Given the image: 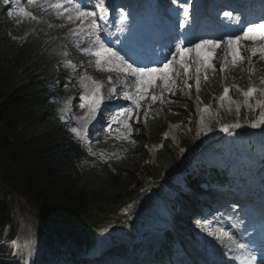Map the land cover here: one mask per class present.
I'll return each mask as SVG.
<instances>
[{"label": "trees", "instance_id": "1", "mask_svg": "<svg viewBox=\"0 0 264 264\" xmlns=\"http://www.w3.org/2000/svg\"><path fill=\"white\" fill-rule=\"evenodd\" d=\"M12 3L0 0V123H4L0 127V264H11L19 228L16 208L37 229L34 264H77L81 254L96 243L97 231L117 230L133 236L129 212L138 193L151 190L157 196L170 195L180 177L199 190L219 180L214 169L194 162L204 145L196 135L194 117L176 144L161 137L155 162L148 159L135 165L132 153L122 166V160L89 155L63 125L57 110L68 92L57 81L65 38L48 23L9 17L8 11L15 12ZM206 83L201 80V100ZM229 88V95L241 102L235 88ZM209 104L219 112L211 120L210 134L215 137L223 124L237 117L227 106L219 108L214 95ZM181 113L172 108L167 115ZM257 114L258 110L242 106L238 117L242 128H251ZM163 125L159 118L146 120L151 142L159 138Z\"/></svg>", "mask_w": 264, "mask_h": 264}, {"label": "snow or ice", "instance_id": "2", "mask_svg": "<svg viewBox=\"0 0 264 264\" xmlns=\"http://www.w3.org/2000/svg\"><path fill=\"white\" fill-rule=\"evenodd\" d=\"M5 5L9 4V0H3ZM28 3L34 5L42 10L51 9L55 16L60 19H64L69 23H75L79 21L75 28H69V34L76 35L79 33H84L85 28L90 29L86 34L90 37H94L90 40L87 46L80 48L79 44H76L77 48L87 56L93 57L88 61L89 66L94 65L97 71H108V72H118L123 73L126 76L134 77L132 85L134 86V91H129L128 82L122 80L121 83L125 85V91L123 92V98L125 100L131 101L130 107L122 108L116 116L112 118L113 123L120 125L116 131L119 133L117 139L122 141H127L129 144H135L136 141L131 139V134L133 131V125L129 122L135 119L136 123L140 122V112L142 109V101L148 100L151 97V102L148 105V109L143 111L145 117V122L149 115V110L151 106L157 101L164 104L167 100L166 93H171L175 95V89L178 87V80L180 78V71L177 68L183 70L184 79L181 84L184 88L191 89L192 85L188 83L193 77L189 75L190 69L195 67V88L197 93V100H200L199 93L201 91V74H203V80L208 81L210 79L208 73L209 70L215 72L217 66L213 62L212 53L215 49L219 48L221 44L225 46L224 63L219 66V71L221 73H226L230 67L235 68L243 63H247L246 70L249 75L254 72V62L253 57H257L259 61L264 62V19L259 22H253L248 24L243 28L242 33L239 35L229 36L227 39H215L206 40L202 39L198 43H193L188 41L187 44L183 42H177L174 47V51L170 53L171 59L163 63L160 67H149L144 66H133L129 63L124 56L109 47L100 37V32L102 31L100 25L97 23V17L100 20H105L109 13V5L106 4V0H89L91 8L88 4H82L81 2H73V0H56L54 3L44 0V3H37V0H28ZM174 4H178V7L182 9L183 20L180 22L179 27L184 28L185 24L189 19V6L187 3H180V0H173ZM122 11V10H121ZM7 15L9 17L22 16L27 18L29 21H36L38 23H46L43 20L38 19L36 15L32 12L26 11L24 8H19L18 11H8ZM224 16L232 17V12H224ZM128 16L126 13H122L120 16V31H123V25L127 21ZM52 27L51 24L48 25ZM59 27H65L61 24ZM15 39V37H13ZM187 40V37L184 36ZM243 41H251V46H245L242 44ZM191 45V46H188ZM202 50H206L203 51ZM63 55H67L64 52ZM229 57L231 59L229 60ZM65 65L72 68L73 71L76 70L77 65L71 60H65ZM83 63V62H82ZM226 79V76H225ZM85 81H91V88L89 89V95H81L80 99L82 101H87V103H81L79 107L81 109H87L83 116H77L76 119L80 122V127H72L70 131L75 134L76 138L80 141H85V134L87 132V126L91 120L95 119V115L99 110L101 104L103 103V95L101 89L104 87L103 83L94 80L91 76L83 74L80 76L79 82L82 87H87ZM159 82V83H158ZM261 83H264V78L261 79ZM109 88L110 93H115L116 88L112 82V78L109 77ZM237 93L243 98L241 102H237L230 95V88L225 86L223 89V94L218 98V103L220 108H225L227 102V111L231 112L234 110L237 119L233 123L223 124L221 130L224 132H229L231 129L241 128L239 116L241 112V107H246L249 111L258 110V114L255 119L250 121L251 128H260L264 126V87H249L247 91L239 89L237 86L233 85ZM150 89H157V92H150ZM254 101V103H252ZM172 102V101H168ZM202 103V101H200ZM68 102H66L67 104ZM234 106V109H233ZM63 111V110H62ZM135 112V116H134ZM199 114V127L200 131H211L208 121L216 119L219 116L218 111H214L212 106L204 105L202 108L198 109ZM63 118V117H62ZM217 122H219L217 120ZM178 127V126H173ZM111 129V126H109ZM168 133L165 134V138L168 137ZM199 132L197 133V137ZM86 142V141H85ZM87 143V142H86ZM89 153L92 155H97L93 152L92 148L89 146ZM183 152V149H181ZM100 157L106 159L107 157L103 152H101ZM115 155V153H113ZM210 235H214L210 233ZM223 236H226L231 245L237 250H243V264H257V257L251 251L249 243H244L237 240L231 233L223 232ZM241 256H236L234 259H240Z\"/></svg>", "mask_w": 264, "mask_h": 264}, {"label": "rangeland", "instance_id": "3", "mask_svg": "<svg viewBox=\"0 0 264 264\" xmlns=\"http://www.w3.org/2000/svg\"><path fill=\"white\" fill-rule=\"evenodd\" d=\"M20 2L21 6L15 2L14 7L16 8H24L26 11L29 12H34L35 10H38L39 8L31 5V9L27 10L26 5L29 4L28 0H17ZM108 2V0H106ZM37 3H39V0H37ZM30 5V4H29ZM29 7V6H28ZM17 9V10H18ZM42 12V17L46 18L48 21H50L51 24L53 25H65L63 28V31L65 34H69V28H75L76 25L79 23V21H76L75 23H69L68 21L64 19L57 18L53 11L51 9L43 10ZM73 39V37H72ZM227 39V38H226ZM243 45L245 46H251L252 42L251 41H243ZM206 51V50H205ZM67 56L65 60H71L74 64L77 65V68L75 71H73L72 68L68 67L64 63V68H61L59 70V75L57 81L60 83L62 90H67L70 88V80H76L78 77V72H83L84 74H87L88 76H91L93 79H109V77L114 78L118 80L121 77L122 73L118 72H108V71H97L95 66H89L88 61L90 59H94L93 57H89L85 55L81 50L77 49L76 46L73 45H68L67 49ZM224 54H225V46L223 44L220 45L219 48L215 49L214 52L212 53L213 59H214V64L217 66V70L215 72L209 70V77L210 79L206 81L207 87L205 88L206 95L204 99L202 100V103L199 104V107L202 108L204 105H208L210 102V99L212 95L217 96L219 98L223 94V89L225 85L227 84H235L238 86L242 87H253L257 85V78L259 75L264 74V62L259 61L258 56L253 57V62H254V67L255 70L249 75V73L246 70L247 68V63H243L238 67L232 68L230 67L226 73H221L219 71V66L224 63ZM231 57H229V60ZM83 62V63H82ZM178 71H180L181 75L178 80V87L175 89V95H172L171 93H166L167 100L164 104H161L159 101H157L154 105L151 106V109L149 110V115L148 118H157V117H163L166 113L169 112L171 108H176L179 109L182 113L180 115H174L171 117V123L173 126H178V127H168L166 123H164L161 132L159 133V138L156 139V144H150L148 143V137L146 136V133L144 132V121L145 117L143 115V111L148 109V105L151 102V97L149 96L148 100L142 101V109L140 112V122L136 123L135 119L129 121L133 125V131L131 134V139L135 140L136 143L129 144L127 141H122L120 139H117V135H110L107 134L106 132L102 133L101 135V140H104L103 143H107V146H110L111 149L107 148H102V149H96L93 148V146L96 145L98 142V138L93 137V135H98L99 132L102 131V129L96 128L95 124L97 123V118L98 116L95 115V119L91 120V122L87 126V132L85 134V141H82L85 145V147L88 149L90 146L93 150V152L97 153V155H92V157L96 156L100 157V153L103 152L105 156L107 157L105 160L109 161H115L118 159L119 156L122 155V152H128V151H133L135 154V159L132 161L133 164L139 165L145 160H150V162H155V150L159 147L161 137L165 136L166 133H168V138L172 139V141L176 144L178 140V135L180 134H185V132L188 131V128L190 126V117L192 115L191 109L194 107L191 106L192 104L190 103V99H196L194 93H193V88L187 89L184 88L183 85L181 84V81L185 78L183 75V70L177 68ZM189 75L193 77L192 80H189L188 83L192 85L195 77V67L193 66L192 69L189 71ZM226 76V79H225ZM201 78H203V74H201ZM90 81H85V84H89ZM159 83V82H158ZM227 83V84H226ZM81 85V83H80ZM202 87V89H203ZM69 93L66 94L65 96L61 97V99L58 102V113L60 115L61 121L63 125L67 129H71L72 127H80V122L77 121L76 117L77 116H83L84 113L87 111V109H84L81 114L78 112L81 110L79 105L81 103H86L85 101H82L80 99L81 95L86 96V87L82 92H80V89L78 85L76 88H70ZM150 92H157V89H151ZM109 95H113V93L109 92ZM168 101H172L171 103ZM66 102H68L66 104ZM191 104V105H190ZM226 106L227 102H225ZM190 105V106H189ZM63 110V111H62ZM135 116V112H134ZM63 117V118H62ZM199 120V114L197 117V121ZM185 121V122H184ZM184 123V124H182ZM209 126L211 127V120L208 121ZM4 123H0L3 126ZM181 125H184L186 128L181 129ZM188 126V127H187ZM183 127V126H182ZM7 128V126L5 127ZM196 132H199L198 139L201 140L204 144V146L200 149V152L197 155V159L207 163L214 167L217 168L218 172L220 173H227L229 176V172L231 171V166L233 162V157L230 151L231 147V141L229 140H223L222 138H214L210 136V131H200L199 123H196ZM75 136V134L73 133ZM16 139H19L16 137ZM21 140V139H20ZM234 141L237 142L241 147L245 148L249 152L253 153L255 155V161L257 164L255 167L251 170L248 171L247 173V183L251 182H260L262 183L264 181V165L261 166L262 169H258L260 163L258 162L259 158H262L264 156V126H261L260 128H254V129H243V128H237L235 129V136H234ZM115 153V155H113ZM94 157V158H96ZM126 163V160H122V166H124ZM256 172V176L253 177V174ZM238 177H241V175L236 174ZM253 177V178H252ZM235 183H239L238 180L235 181ZM185 193L188 194H193L189 193L186 191ZM165 196V192L162 193V197ZM196 196V195H195ZM195 196L189 195L188 198H182L180 201L183 203H188L190 207H193L194 210H197L194 212L195 214L191 215L192 219H199V208H200V203L203 200V197L197 201L196 203L194 202ZM180 203L178 205L179 208L183 207V203ZM149 204H155L158 208L160 207L162 212L161 213H166V210L170 204V201L164 200L161 197L155 196L151 190H145L141 194H137L134 199L132 200V209L129 212V217L130 221L133 227V235L134 236H140V234L143 232L144 229L147 227H152L154 222L147 217L148 216V205ZM152 206V205H151ZM153 208V207H152ZM18 209L16 212L17 217H21L19 220L27 222V217L26 215L18 214ZM179 215L176 220L179 219ZM145 220L144 224H139L137 221L138 220ZM183 220V217L181 216L180 222ZM188 224V223H186ZM155 225V224H154ZM155 226L159 227L160 229L163 230L165 228L163 225H159L157 223ZM31 231L33 232V236L31 237V243H33L34 240V232L31 228ZM151 231V229H150ZM121 231H114L112 232L111 230L107 231H97L95 234V237L99 239L100 243L102 240L107 238V236H112V235H121L119 234ZM200 233V228L197 226V228H190L187 229V236L189 240L193 243H202L204 244L203 240L206 239L207 241H210L214 235H210L209 231H206L205 234H201L199 238H196V235ZM36 234V232H35ZM143 243V240L134 243L132 245H140ZM141 247V246H140ZM98 248H95L94 250L98 253L97 251ZM142 262L139 261V263ZM146 264V263H143Z\"/></svg>", "mask_w": 264, "mask_h": 264}, {"label": "bare ground", "instance_id": "4", "mask_svg": "<svg viewBox=\"0 0 264 264\" xmlns=\"http://www.w3.org/2000/svg\"><path fill=\"white\" fill-rule=\"evenodd\" d=\"M264 2V1H263ZM214 62V59H213ZM91 88V85L88 86V90H87V96L89 95V89ZM235 134H234V130L231 129L229 132H224L221 136V138L228 139V140H232L234 138ZM235 166V165H234ZM182 181H184L183 179H181ZM185 182V181H184ZM180 187H177V189H179ZM183 203V202H182ZM152 205V206H151ZM148 218L154 221H158L161 225L163 224V220L158 218V214L162 212L161 208L157 207L155 204H149L148 205ZM153 207V208H152ZM186 207V204L183 203V208ZM148 234L153 236L152 231L148 230ZM33 236L32 231L30 230V228L26 225V223L24 221H21V226L19 229V233H18V237H17V241H16V245L19 247V249L21 250L19 253V257L23 259V264H26L29 258V254H30V245H31V237ZM123 239L121 237H119L118 235H112V236H107V240H105L104 243H102L99 248V252L100 254L96 257V259L102 258L101 253L104 251L106 252L108 250V248H115V250H117V248L121 250L120 253V257L124 254L127 253H131L132 257H135L136 259L133 260L131 262V264H137L139 258H137L139 256V254H142V251L145 250V247L143 246V243L140 245H128V243H125L123 245L120 246V244L122 243ZM219 240L221 241V239L219 238ZM224 241L222 240V243L219 246H223ZM120 246V247H118ZM123 246V247H122ZM141 246V247H140ZM111 250V249H110ZM113 251V250H111ZM109 258V257H108ZM98 262H100L99 264L103 263V260H98ZM105 263L111 264L110 261L105 260ZM120 264H124V263H120ZM130 264V262H129Z\"/></svg>", "mask_w": 264, "mask_h": 264}]
</instances>
